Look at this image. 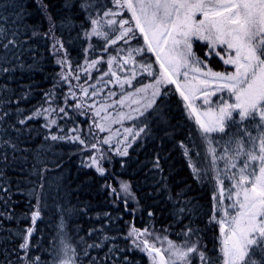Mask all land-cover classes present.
Instances as JSON below:
<instances>
[{
	"label": "trees",
	"instance_id": "16d2710c",
	"mask_svg": "<svg viewBox=\"0 0 264 264\" xmlns=\"http://www.w3.org/2000/svg\"><path fill=\"white\" fill-rule=\"evenodd\" d=\"M118 6V0H0V26L5 29L0 36V264H31L37 257L36 264H50L46 248L62 216L80 264H127L130 257L133 264H146L141 252L128 248L132 226L166 232L179 242H185V232L192 228L195 233L187 238H198L209 252L219 250L212 170L204 179L192 171L205 156L209 160V153L174 87L164 86L139 118L140 140L127 149L128 155L106 157L104 175L89 166L80 140L74 138L86 140L92 126L69 103L68 83L73 80L62 72L54 43L60 42L74 66L97 61L99 67L86 73L90 86L98 75L110 82L113 75L99 63L106 39L90 37L93 28H100L91 21L105 26L111 18L105 13H115ZM123 16L108 30L119 33L132 27L135 48L146 50L132 17ZM125 18L128 24L120 28ZM142 56L157 65L150 52ZM37 111L42 114L26 119ZM52 135L58 139L53 141ZM120 182L131 185L135 201H123L112 192ZM38 195L40 216L33 223ZM29 228L32 234L23 250ZM88 244L101 246L84 255Z\"/></svg>",
	"mask_w": 264,
	"mask_h": 264
},
{
	"label": "snow or ice",
	"instance_id": "6c2138e0",
	"mask_svg": "<svg viewBox=\"0 0 264 264\" xmlns=\"http://www.w3.org/2000/svg\"><path fill=\"white\" fill-rule=\"evenodd\" d=\"M118 3L120 7H127L131 11L135 28L139 29L147 43L146 50L136 48L133 51L142 55L145 52L155 54L160 65L159 79L155 83L176 86V90L190 110V115L195 118L198 139L209 146L213 143L217 146L223 145L225 151L229 146L235 145L232 148L234 156L243 157L239 164L234 159L225 166L226 169L228 167L237 169V172L229 175L225 170V177L233 181L228 185V199L232 203L225 207L223 202H220L223 216L216 218L220 233L218 252H209L198 238L194 241L187 238L188 233H195L192 228L185 232L184 245L177 246L168 241L167 251L170 260L165 259L161 248L156 247L154 243L150 244L146 239L140 241L143 245L142 250L152 257L153 264H192L193 259L196 260V264H264V0H136L135 4L133 0H118ZM105 14L116 15L114 12ZM197 15H200L201 19H197ZM91 23L98 24L99 21L93 19ZM115 23V20L108 21L109 25ZM126 24L128 20H122L119 27L124 28ZM129 33H132L131 38H135L134 29L128 27L118 37L112 38L111 43L115 44L117 39H124ZM4 34L5 29L0 26V36ZM91 34L103 35L108 39L107 34H102L95 28ZM194 41L205 42L204 58L193 51ZM8 43L15 44V41L9 40ZM4 47L7 48V44ZM128 55L131 57L132 52ZM212 56L218 57L224 65H231L234 70H213L208 66ZM114 60L115 57L109 60V65ZM95 63L97 61H93V64ZM143 67L148 75H152L151 63ZM2 70L9 71L8 68ZM112 75L115 76L116 73L113 72ZM125 83L131 84V80ZM150 88L153 89L152 96L146 104L149 108L160 94L159 89L154 88L152 84H146L138 89L139 92H146ZM84 92L87 95L86 89ZM218 92H227L234 100L229 102V99L218 97L221 103L212 107L211 97L216 96ZM127 99L128 97L124 98ZM124 100L119 102L123 104ZM196 100H201L207 107H197L194 103ZM102 110L103 107L97 111V115ZM59 112L64 113L65 109L60 107ZM41 114L37 111L26 119L31 120ZM120 115L123 117V113ZM2 119L3 116L0 115V120ZM243 121L248 123L242 125ZM19 123L24 124L25 119H21ZM51 123L55 124L56 121L52 120ZM99 127L101 131L106 130L104 125ZM253 128L258 129L255 137L251 131L245 132V129ZM214 133L217 135L213 136ZM245 137L248 145L246 149ZM51 139L55 141L58 137L52 135ZM104 143H109V140H104ZM181 146L183 147V144ZM208 150L213 153L212 159L208 160L205 156L199 167H192L193 173L200 179L209 176L216 160V149L210 147L206 149ZM121 154L127 156V148ZM187 154L186 148L185 155ZM220 158L223 159V155ZM91 159L92 165H97L96 171L104 175L105 170L98 166L96 158ZM204 161H207V164ZM201 173L204 175L201 176ZM216 179L221 185L220 193L223 196L224 181L220 179L219 170ZM122 187L125 192L128 191L126 184ZM35 208L32 214L33 223L40 216L39 195ZM229 208L234 211L230 212ZM143 231L147 232V229ZM31 234L32 229H27L24 242L20 245L21 249L28 248V237ZM138 234H141V230L132 229L129 233L130 236ZM104 239L107 240L108 237ZM100 246L88 244L84 255L88 254V248ZM58 256L60 258L57 264H76L75 249L70 246L62 248ZM38 259L39 257L35 258L31 264H36Z\"/></svg>",
	"mask_w": 264,
	"mask_h": 264
},
{
	"label": "rangeland",
	"instance_id": "374dc122",
	"mask_svg": "<svg viewBox=\"0 0 264 264\" xmlns=\"http://www.w3.org/2000/svg\"><path fill=\"white\" fill-rule=\"evenodd\" d=\"M133 3L135 4L136 0H133ZM115 13L116 15L114 16L111 15L110 19L115 20L116 22L118 21L117 18L120 19V17L123 16L124 13H125V17H127L126 15L132 17V13L129 9H127V7L118 6V9L115 11ZM196 18L201 19V16L197 15ZM131 19L135 25V20L133 18ZM125 20H128V18H125ZM112 25L115 24L109 25L107 23L104 26L100 23V21L97 24V26L101 28V29L100 28L97 29V31L102 34H107L108 36V39H106L105 48L103 50H100L99 52L100 53L99 63L103 66L104 71L111 72V74L113 72L116 73V75L113 76V80H111L110 82L104 80L102 78L103 75H98V78L90 86L89 84L91 83V78L86 73L87 71L98 68L99 67L98 64L96 63L93 64L94 60H89L88 64H86L85 67L83 66L81 68L74 66L69 59L68 53L63 49L60 42L54 43V47L56 49L57 61L58 64L62 67V72H64V75L66 77H69L71 80H73V83H68L70 87V91H68L69 93L68 95L70 99L69 103H71L70 105L76 108L79 112H81V115L85 119L90 121L92 126V129H90L86 135L87 138L86 140H82L80 136H75L74 138L76 139L78 137L79 139H76L77 141L79 140L83 141V143H81L82 144L81 148H83L84 152L86 153L85 154L86 161L88 163H91L92 165L91 158L95 157L96 160L98 161V166L104 168L105 170L104 173H106V169L104 166L106 157L109 154L122 155L121 153L125 148L128 149L129 147L132 148L135 147L136 143H138V141L140 140L141 129L138 127L137 121H139V118L142 116L141 113L148 112L149 109L152 107V106L150 108L146 107V104L148 103V100L151 99L153 89L150 88L146 92H139L138 89L142 88L146 84H152L154 88L159 89V92L166 85H170L176 89V86L173 84L157 85L155 83L156 80L159 79V72H160L159 61L156 60L157 65H155L149 62L147 58L142 56L141 53L137 54V52L133 51V49L136 48L133 44V38H131L132 37L131 34H128V36L125 37L124 39H117V42L115 44H112L111 39L114 37H118L121 33V32L111 33L112 30H108V28H110ZM135 30L139 32V29H135ZM90 37L104 38L103 35L94 36L92 34H90ZM197 44L200 45L198 50H197ZM145 45L147 47L146 42ZM89 47L94 49L98 48L97 43L96 44L89 43ZM205 50H206L205 42L194 41L193 51L197 53L198 56L204 58ZM219 50H220L219 46H217V51ZM129 52H132L131 57H129L128 55ZM150 53L153 54V56L156 58L154 53L152 52ZM124 56L126 58L122 60ZM113 57H115V60L111 65H109L108 61L111 60ZM125 61H128V65H126ZM147 63L152 64V75H148L147 73V77H143L141 71L144 70L143 66L146 65ZM208 66L216 71L234 70L231 65H224L223 62L218 57L215 56H212L211 60L208 62ZM82 73L84 75L86 74V76L82 77L81 75ZM127 80H131V84L125 83V81ZM182 80L183 78L181 77V82ZM85 89L87 90V95H85L84 92ZM125 97H128V99L124 100ZM218 97H224L226 99H229V102L234 100V97H229L227 92H223V93L218 92L216 96L211 97V100L213 101L212 107H216L219 103H221ZM121 100H124L123 104L119 102ZM184 103L186 106L185 101ZM194 103L197 107L200 108L207 107L206 105L202 104L201 100H196L194 101ZM76 105H79V107H75ZM102 107L104 110L99 111V115H97V111L100 110ZM186 109L188 115L195 123V118L190 115V110L187 108V106ZM121 113H123V117H121L120 115ZM241 123L242 125H246L248 121H243ZM100 125H104L106 130L101 131L99 127ZM126 129H130L131 131L130 132L126 131ZM247 131H251L252 136L255 137L257 135L258 129L256 128H253L251 130L245 129V132ZM212 135L216 136L217 134L214 133ZM219 135H224V134H219ZM106 139L109 140V143L107 144L104 143V140ZM204 143L207 146V149H209L210 147L216 149L215 151L216 160L211 170L213 173V178L216 186L215 217L219 218L223 216V212L220 210V202L222 201L225 207L229 206L232 203V201L228 199V195H229L228 185L230 182L233 181H230L225 177V170H227L229 175H231L233 172H237V169H232L230 167L226 169L225 166L227 164H230V162L234 159L237 160L239 164V162H242L243 157L236 158L234 156V153L232 152V148H234L235 145L229 146L227 148V151H225L223 145L217 146L215 143H213L211 146H209L206 142ZM93 145H95V147H93ZM244 146L245 149L248 147L246 137L244 138ZM208 153H209V160H211L213 157V153L210 150H208ZM222 155L224 157L223 159L220 158ZM92 166L94 168L97 167V165H92ZM218 170L220 173V179L224 181L223 196H221L220 193L221 185L219 181L216 179V174ZM125 184L128 186L127 192H125L122 187ZM112 192L115 193L116 196L123 201L126 200L135 201L133 197L132 187L129 183L120 182L118 187L112 188ZM228 210L230 212L234 211V209L231 208H229ZM62 218L63 216L61 217L59 226L57 229H55V232L53 231L52 232L53 234L50 233V236L53 237L50 238V243L47 245V247L49 248H46L47 249L46 252L52 255L50 264H57V261L60 258L58 256V253H60L61 249L64 248L66 245L75 249L76 264H80L79 256L77 255L76 252V246L67 230V224ZM132 229H138V228L132 226L129 230V233ZM145 229H147V232L143 231ZM145 229H138L141 230V234H138L137 236H130L128 240L129 242L128 248L133 251L136 250L138 252H141L146 257L145 258L146 264H153V260L152 257H150L147 252L142 250L143 245L140 243V241L146 239L149 241L150 244L154 243L156 247L162 249L163 254L168 260L171 259L167 251L168 241L169 240L172 241L177 246H182L185 243L171 239L166 232L157 231L149 227ZM149 233H151V235H149ZM156 237H159L160 239L158 240L156 239ZM161 240L163 241L162 243ZM192 256L194 257L195 253H193ZM133 262L134 261L130 257L129 259H127L125 263L133 264ZM192 264H196L195 259L192 260Z\"/></svg>",
	"mask_w": 264,
	"mask_h": 264
},
{
	"label": "water",
	"instance_id": "95a60500",
	"mask_svg": "<svg viewBox=\"0 0 264 264\" xmlns=\"http://www.w3.org/2000/svg\"><path fill=\"white\" fill-rule=\"evenodd\" d=\"M165 256V255H164ZM158 259V258H157ZM165 259H166V257H165Z\"/></svg>",
	"mask_w": 264,
	"mask_h": 264
},
{
	"label": "bare ground",
	"instance_id": "6f19581e",
	"mask_svg": "<svg viewBox=\"0 0 264 264\" xmlns=\"http://www.w3.org/2000/svg\"><path fill=\"white\" fill-rule=\"evenodd\" d=\"M138 260H139V259H138ZM138 260H137V261H138Z\"/></svg>",
	"mask_w": 264,
	"mask_h": 264
}]
</instances>
